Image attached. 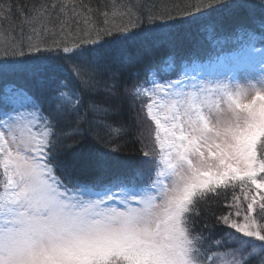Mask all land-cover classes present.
<instances>
[{"label":"snow or ice","instance_id":"snow-or-ice-1","mask_svg":"<svg viewBox=\"0 0 264 264\" xmlns=\"http://www.w3.org/2000/svg\"><path fill=\"white\" fill-rule=\"evenodd\" d=\"M107 7L0 0V264H264V0Z\"/></svg>","mask_w":264,"mask_h":264},{"label":"trees","instance_id":"trees-1","mask_svg":"<svg viewBox=\"0 0 264 264\" xmlns=\"http://www.w3.org/2000/svg\"><path fill=\"white\" fill-rule=\"evenodd\" d=\"M23 2L24 3H39L40 0H23ZM77 2H79V0H77ZM85 2L89 3L90 6L93 8L107 5L108 7L105 8L104 10L109 11L110 15L112 12L117 13V16L113 18L110 22L111 23H121L123 22V20L121 19V14L124 13L128 9H131L133 12H135L136 9L134 6L137 3L143 4L147 8L158 9L160 12H165V11L166 12H173V11L181 12V11H184L185 6L192 3L193 0H85ZM212 15L218 16L219 14H212ZM200 19L209 20L211 19V16H208V15L201 16ZM261 22H262V18L259 15H257L255 21L248 26L249 28H251L253 33L256 35L257 41H259V39L261 38H264V31H262L261 28L259 27ZM229 23L230 22H226V24H229ZM185 27L186 28L193 27V25L189 24V25H185ZM230 35H235V36L239 35L242 37H246L247 39H250L247 31L238 32V31H233L229 28V31L228 33H226L225 36H230ZM9 38L10 37L6 36L3 32H0V45H2ZM225 45L226 44L222 42V44L219 46L221 48V47H224ZM190 50H191V45L186 44L181 55L187 56V53ZM133 52L134 53L137 52V49L135 47L133 48ZM138 54L140 56L141 63L144 65H147L149 63H152V64L159 63L161 59L166 57L169 53L167 52V50L160 49V48H157V49L141 48ZM198 59L204 60L206 59V57L198 58ZM198 59L188 60L187 63L194 61V60H198ZM173 63L176 65L175 60L173 61ZM163 66L164 65L161 64L160 69ZM128 115L131 116L132 114L128 113ZM147 134H148V130L145 129V135ZM121 143L126 145V150L123 153V155L125 156L137 155L136 150L140 147L139 143L132 144L131 139L129 138L122 140ZM228 201H229V198L225 200V198L221 196L217 200L209 201V204L205 210L208 211L210 214L215 213L217 215L221 213L226 214L225 210H227V214H228V208H226L229 203Z\"/></svg>","mask_w":264,"mask_h":264},{"label":"rangeland","instance_id":"rangeland-1","mask_svg":"<svg viewBox=\"0 0 264 264\" xmlns=\"http://www.w3.org/2000/svg\"><path fill=\"white\" fill-rule=\"evenodd\" d=\"M237 37H238V36H235V35L224 36V37L221 38L222 40H220V42H218L217 44L214 45V47H215L216 49L225 48V47H221V48H220L219 45H221L222 42H223L224 44H227V43H233V42L236 40ZM198 58H204V57H192V58H188L187 61H188V60H192V59H198ZM163 65H164V66L161 67V69L159 70V73H160V74L163 73V68L168 67L167 63H164ZM173 65L175 66L174 63H173ZM174 68H175V67H174ZM173 70H174V69H173ZM160 74L157 75V79L160 77ZM254 191H255V190H253V193H251V194H254ZM261 192H262V194H264V190H261ZM237 195H239V196H243L244 193L238 189V190H237ZM228 198H229V201H228L229 203H228V205H230V204L232 203V197H231V195H229ZM240 203H241V205H243L244 201L241 200ZM228 205H227L226 208H228V212H230V211H232V208L228 207ZM225 213L227 214V210H225ZM238 219H240V221L242 222V217H240V218H238Z\"/></svg>","mask_w":264,"mask_h":264},{"label":"bare ground","instance_id":"bare-ground-1","mask_svg":"<svg viewBox=\"0 0 264 264\" xmlns=\"http://www.w3.org/2000/svg\"><path fill=\"white\" fill-rule=\"evenodd\" d=\"M4 84L3 82H0V88H3Z\"/></svg>","mask_w":264,"mask_h":264}]
</instances>
